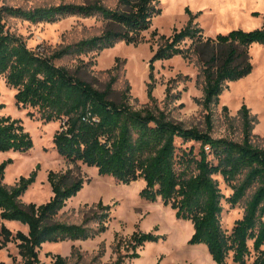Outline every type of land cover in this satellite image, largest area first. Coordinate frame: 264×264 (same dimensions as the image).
I'll use <instances>...</instances> for the list:
<instances>
[{"label": "trees", "instance_id": "obj_1", "mask_svg": "<svg viewBox=\"0 0 264 264\" xmlns=\"http://www.w3.org/2000/svg\"><path fill=\"white\" fill-rule=\"evenodd\" d=\"M158 3L116 0L111 7L103 0H85L30 8L0 4V74L16 89V104L35 108L44 122L60 121L52 142L66 159L96 167L99 174L111 175L119 183L143 179L139 196L151 201L159 198L175 210L176 217L190 220L193 232L188 242L205 244L216 264H264V146L252 140L256 118L245 104L240 107L241 139L216 137L211 123L205 129L185 126L163 109L135 107L129 102L128 86L119 97L114 96L116 75L98 88L78 75L79 66L71 71L56 63L65 55L79 58L117 41L137 44L152 18L160 13ZM67 14L99 18L102 31L48 53L30 49L20 36L4 29L7 16L39 22ZM253 43L264 44V21L252 29L234 28L206 36L191 15L180 29L158 38L153 58L182 55L193 60L198 66L196 82L201 85L202 104L210 107L228 81L252 70L248 49ZM117 68L115 64L108 71ZM3 107L0 101V110ZM177 140L198 142L197 152L193 145L177 146ZM32 145L31 135L18 118L0 115V152L25 151ZM10 161L0 162V247L15 241L24 264H79L59 253L50 262L41 261L39 248L46 241L85 238L104 230L109 205L99 201L96 207L105 211L93 213L81 223L60 221L58 211L81 189L83 178L73 177L70 170H49L52 196L41 203H23L19 197L35 180L36 171L9 186L3 178ZM217 176L232 190L226 197L231 205L249 195L243 215L230 231L220 222L224 194ZM3 219L21 222L27 232H13ZM90 220L97 227L86 225ZM156 237L151 232L134 231L127 244L132 249L130 256L137 257L136 249ZM229 257L231 263L227 262ZM109 264H120V259Z\"/></svg>", "mask_w": 264, "mask_h": 264}, {"label": "rangeland", "instance_id": "obj_2", "mask_svg": "<svg viewBox=\"0 0 264 264\" xmlns=\"http://www.w3.org/2000/svg\"><path fill=\"white\" fill-rule=\"evenodd\" d=\"M85 0H0V4L22 6H49ZM113 7L116 0H103ZM160 13L156 14L150 26L143 31V39L137 44L117 41L98 51H91L79 58L65 55L56 60L71 71L79 66L78 75L103 88L110 78L114 96L119 97L129 87V102L135 107L163 109L174 120L185 126L205 129L211 123L213 136H229L241 139L242 117L240 107L245 104L256 122L252 127V140L264 146V44L253 43L248 52L252 70L242 78L228 81L218 101L205 107L202 104V89L196 82L198 66L193 60L182 55L168 58H153L161 35H170L180 29L194 16V21L206 36H215L234 28L252 29L264 21V0H159ZM103 22L96 17L67 14L54 21L32 22L23 18L7 16L4 29L16 34L35 51L51 52L81 38L97 35L102 31ZM115 64L118 68L110 70ZM238 81V82H237ZM13 87L6 84L0 74V101L4 107L0 115L18 118L32 137L33 145L25 151H2L0 162L11 161L4 170L3 182L15 185L21 176L27 177L36 171L35 180L19 197L23 203H41L52 196L47 174L49 170H70L73 177L83 178L81 189L69 197L58 211L56 218L67 223H81L93 213H102L96 207L101 201L109 205V219L105 229L85 238L46 241L39 248L41 261L50 262L59 253L69 262L79 264H109L120 259V264H216L205 244L188 242L193 225L188 219L178 218L175 210L161 200L151 201L139 196L144 180L129 184L117 182L111 175L99 174L96 167L81 161L71 162L54 147L52 137L60 121L44 122L33 107L16 104ZM150 93V95H149ZM177 146L193 145L198 142L176 141ZM219 187L224 194L220 215L221 226L230 231L236 219L244 213L247 194L243 200L231 205L227 200L231 188L220 176ZM2 222L13 232H27V226L16 220ZM89 227H97L93 220ZM134 231L151 232L156 239L147 240L131 257L132 249L127 247L129 236ZM0 234V241H1ZM0 261L24 264L18 253L16 242L8 241L0 247ZM231 263L230 257L227 259Z\"/></svg>", "mask_w": 264, "mask_h": 264}, {"label": "bare ground", "instance_id": "obj_3", "mask_svg": "<svg viewBox=\"0 0 264 264\" xmlns=\"http://www.w3.org/2000/svg\"><path fill=\"white\" fill-rule=\"evenodd\" d=\"M238 82V81H237Z\"/></svg>", "mask_w": 264, "mask_h": 264}]
</instances>
